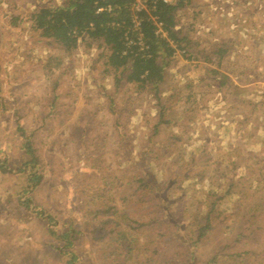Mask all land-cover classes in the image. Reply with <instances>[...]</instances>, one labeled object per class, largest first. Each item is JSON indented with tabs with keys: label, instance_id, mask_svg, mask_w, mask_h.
<instances>
[{
	"label": "rangeland",
	"instance_id": "374dc122",
	"mask_svg": "<svg viewBox=\"0 0 264 264\" xmlns=\"http://www.w3.org/2000/svg\"><path fill=\"white\" fill-rule=\"evenodd\" d=\"M47 2L57 0H0V143L7 139L12 146L25 143L19 132L24 130L39 157L43 141L55 138L67 146L76 140L78 151L70 152L67 162L77 164L78 168L74 167L67 176L58 171L59 175L54 176L64 187L71 175L92 172L89 157L98 150L109 161L108 165L113 160V166L105 168L102 177L103 186L119 199L116 216L141 218L142 222H148V217L161 219L154 228L141 229L138 223L134 224L131 233L135 242L132 241L130 251L128 242H112L113 235L108 242L96 245L90 242L85 235L88 229L82 226L101 199L97 193H89L86 199L78 191H62L60 206H44L52 208L55 216L39 209L54 232H46L50 238L45 242L46 251L49 246L63 247L64 255L57 251L62 264H146L144 241L158 236L167 239L158 244L161 252L165 250L167 260L160 257L155 264H264L254 254L233 256L242 250L247 252V248L259 253L264 250V241L242 245L234 237L247 223L264 229V225L257 224V218L264 215V0H199L179 13L177 29L185 30L188 51H178L173 57L160 89L163 94H171L179 86L185 88L184 96L191 95L189 101L177 103L171 109L179 117L185 108L194 112L195 128L191 134L181 133L180 141L173 126L162 127L158 133L151 130L154 113L150 94L132 97V104L127 107L125 96L112 88L113 77H101L106 57L96 62L99 54L108 53V49H98V43L88 49L79 43L75 50L61 53L50 41L40 39L32 29L29 14L36 13ZM12 19L18 20L19 25L12 27ZM217 40L224 42L226 52L221 64L210 52ZM207 52L209 59L205 57ZM47 65L58 67L47 73ZM45 74L50 79L45 80ZM222 76L226 80L220 89ZM56 82L59 85L53 90L52 84ZM102 86L109 94L115 92L113 108ZM101 93L109 118L106 128L94 126L96 117L90 118L104 103L97 98ZM139 106L144 119L134 113ZM126 112L134 115L126 117ZM43 114H50L52 123H43ZM247 116H251L249 122L245 121ZM112 119L119 125L118 132ZM31 124L35 126L30 128ZM135 136L133 154L129 149H120V140H132ZM0 147L5 149L2 144ZM190 148L194 150L192 161H188ZM117 154L124 156L122 162L118 160L119 166L114 163ZM140 175L145 180L141 191L135 194L139 186L136 178ZM89 179L96 186L101 185L100 177ZM216 195L223 198L217 203L223 217L213 222V228L202 231L205 214ZM77 197L82 201L81 208L77 207ZM126 197L131 200L125 203ZM254 210L259 213H252ZM80 230L85 234L78 235ZM60 233L73 236L71 246H66ZM107 252H112V258Z\"/></svg>",
	"mask_w": 264,
	"mask_h": 264
},
{
	"label": "trees",
	"instance_id": "16d2710c",
	"mask_svg": "<svg viewBox=\"0 0 264 264\" xmlns=\"http://www.w3.org/2000/svg\"><path fill=\"white\" fill-rule=\"evenodd\" d=\"M36 1L41 2L43 0ZM52 1L54 2V0ZM197 1L199 0H170L169 2H164L163 0H142L143 8L135 11L133 7L135 0H57L56 3H42L36 13L29 14V19L32 23L33 31L39 35L40 39L50 41L61 53L75 50L79 43L86 45L88 49L92 46L94 47L96 43H98V49L104 47L106 50L108 49V53L99 54V60L96 62L99 63L106 57V60L102 61L103 72L101 77L103 78L108 74L113 77L112 88L114 87L115 90L121 92L123 97L125 96L128 102H125L126 106L130 105L129 102H131L132 97L135 98L145 93L150 94L152 100V105H150L156 113V119H150L151 130L158 133L162 127L173 126L178 131V141H180L183 138L181 133L191 134V129L195 128L193 125L195 120L193 118L194 112L190 108H185L180 111L182 116L179 117L174 112H171V109L177 103L189 101L191 95L187 94L184 96L183 90L185 88L179 86L171 94H163L160 86L165 83V70L169 67L173 57L178 51L185 53L188 51L187 46L184 44L188 38L187 34L185 30L177 29L180 23L179 13L185 11ZM17 18L20 22L23 21L21 17ZM18 20L12 19L11 26H18ZM223 47L224 42L217 40L214 42V48L210 50L211 53H214L218 57L219 64H221L226 53ZM210 52L205 54V57L208 59ZM192 56L193 54L189 58ZM51 66L53 68H49ZM57 67V65H47L44 67V70L48 73L49 71H54ZM213 73L217 74L218 72L214 71ZM44 76V79L47 80V74ZM48 79H50V76ZM225 80L226 76H222V86L220 89L224 86ZM58 85L59 82L52 84V89L54 90ZM46 86L48 87V84ZM101 88H103L109 99L110 107L113 108L117 100L115 92L109 94L106 87L102 86ZM6 105L4 104V108H6ZM4 112L5 109H3L2 113ZM250 119L251 116H247L245 121L249 122ZM145 124L146 122L143 126ZM19 132L23 134L21 138L26 139V142L21 143L20 146L32 159L26 166L32 165V171H35L37 168L39 169L38 172L31 175L29 184L24 189L27 192L30 186L42 183L43 170L39 166L41 159L35 154V144L32 140L28 141V137L24 135L26 134L24 130H19ZM142 141L147 140L142 139ZM135 142H137L136 136L132 140H122L119 147L121 150L123 148L129 149L131 154H133L135 148H131V146ZM139 147L143 149L145 145ZM195 148L196 146L194 150ZM194 150L190 148V159L188 161L194 159L192 157ZM101 157L98 150L89 157V164L93 169L91 173L87 174L86 177L88 178L82 180L80 194L88 199L89 193H97L102 202L96 205L95 210H90L91 216L89 214L85 219L86 224L82 227L88 229V234L81 233V230L76 233L78 235H87L90 242L96 243V245L100 242H108V238L113 235L115 239L112 242H128L130 244L128 250L130 251L132 241H134L131 233L135 228L134 224L138 223L139 228H154L156 227L155 223L161 218L151 219L148 217V222H142L141 218L134 220L123 214L119 217L116 216L119 199L115 198L114 194L109 193L103 186L105 182L102 173L103 170L106 171L105 168H107L109 161ZM117 157L118 159L114 162L115 166L121 165L124 159V156L120 154H117ZM10 169L5 161H0V172L7 173ZM17 172L22 171L20 169H11L10 171V173ZM108 172L114 173L113 171ZM98 177L102 181V183L100 181L101 185L99 187L96 186L95 181L92 182L89 179H98ZM144 180L141 175L136 178L139 186L135 194L139 190L141 191V183ZM86 181L89 182L87 185L84 183ZM120 198L123 197L120 196ZM212 199L214 200H212L209 211L205 214L204 220L206 225L202 228V231H205L207 228H213V222L223 217L222 209H218L219 206L217 205L223 198L216 195ZM128 200L131 199L126 197L125 203ZM252 213H259V211L254 210ZM258 223L264 225V215L257 218ZM239 231L240 233L234 236L235 239H238L239 244L249 245L251 243L255 244L258 241H264V229L253 223H247ZM69 234L65 233L62 236L65 242H67L66 246H71L74 240L73 236H69ZM154 237L152 240L145 239L144 241V249L148 253L146 264H155L160 257L167 260L165 250L163 249L161 252L158 246L160 242H164L167 239H162L158 236ZM251 249L247 248V252L246 250H242L233 254V256L242 258L244 255L254 254L258 259L264 260V250L261 253L252 250V253ZM100 251L104 253V249ZM107 253H109V258H112V252ZM72 258L75 260L76 256ZM164 264L178 263L164 261Z\"/></svg>",
	"mask_w": 264,
	"mask_h": 264
},
{
	"label": "crops",
	"instance_id": "0c3cea01",
	"mask_svg": "<svg viewBox=\"0 0 264 264\" xmlns=\"http://www.w3.org/2000/svg\"><path fill=\"white\" fill-rule=\"evenodd\" d=\"M97 98L100 101L103 100L104 103L93 115L90 114V118L92 116L96 117L94 126L106 128L109 124V118L106 116L107 106L105 100L102 99V93ZM125 102H127L126 99ZM129 104L131 105L132 102H129ZM150 108L154 113V119H156L154 109L151 106ZM44 111H46V106ZM134 113L141 114L143 119L146 118L143 110L140 111V106L138 111ZM125 114L126 117L134 115L130 112ZM41 118L43 123H52L50 122L52 118H50V114H43ZM34 126L31 124L29 127ZM113 127L118 132L119 125H116L114 121ZM123 136L124 130L121 132V138ZM2 142L0 144L5 149L1 150L0 147V161H5L11 169H20L22 172L10 173L11 169L7 173L0 172V264H62V260L59 258L61 255L57 251L64 255L63 247L60 248L59 245L55 244L56 246H49L46 251L45 242L50 240V238H47L46 232H53V230L48 226L49 223L43 219L39 209H46L52 216H55L56 212L52 208H44V206L47 204H53L55 207L60 206L63 202L62 191H65V193L68 191L81 193V182L87 176V172L71 175L69 179H66V187L61 185V181L57 177L56 180L54 178L59 173L67 176L73 171L74 167L78 168L77 164L67 162L69 153L78 151L77 141H70L67 146H64V142H59L55 138L43 141L39 155L41 159L39 166L43 170V181L40 185L31 186L29 192H25L24 189L28 186L31 175H34L39 169L32 171V165L26 166L32 159L28 153L23 151L20 143H14L12 146L9 139ZM120 142L122 140L118 142V146ZM230 143L232 144V142ZM78 144L80 145V143ZM114 162H116L115 158ZM110 165L107 167L111 168L113 162ZM58 167H62V169L58 170ZM77 200H79L78 197ZM81 205L82 202L79 200L77 207L81 208ZM62 234L60 233L59 236Z\"/></svg>",
	"mask_w": 264,
	"mask_h": 264
},
{
	"label": "built area",
	"instance_id": "2783aa9c",
	"mask_svg": "<svg viewBox=\"0 0 264 264\" xmlns=\"http://www.w3.org/2000/svg\"><path fill=\"white\" fill-rule=\"evenodd\" d=\"M163 1L164 2H169L170 0H163ZM133 7H134L135 11H138L141 8H143L142 0H135V3L133 4Z\"/></svg>",
	"mask_w": 264,
	"mask_h": 264
}]
</instances>
